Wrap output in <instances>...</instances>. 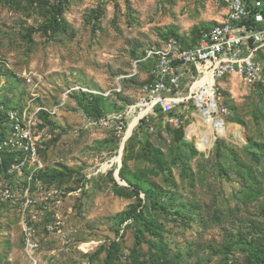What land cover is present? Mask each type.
Here are the masks:
<instances>
[{"label": "rangeland", "instance_id": "obj_1", "mask_svg": "<svg viewBox=\"0 0 264 264\" xmlns=\"http://www.w3.org/2000/svg\"><path fill=\"white\" fill-rule=\"evenodd\" d=\"M226 13L221 0H0V102L33 118L42 171L64 172L35 175L41 201L27 213L38 245H27L16 207L0 264H132L138 230L140 259L264 264V86L219 79L222 124L194 101L169 115L179 126L161 113L139 124L132 108L149 77L146 50L191 46Z\"/></svg>", "mask_w": 264, "mask_h": 264}, {"label": "built area", "instance_id": "obj_2", "mask_svg": "<svg viewBox=\"0 0 264 264\" xmlns=\"http://www.w3.org/2000/svg\"><path fill=\"white\" fill-rule=\"evenodd\" d=\"M221 1L227 8L225 17L203 29L195 44L185 46L179 39H170L163 46L146 50L140 61L151 63L149 77L138 103L132 106L139 113V124L161 113L166 122L177 125L179 119L169 115L190 101L199 108V115L201 110L206 111L204 116L213 118L227 113L215 89L217 81L225 77L240 78L250 86L264 83V64L258 58L264 47V0ZM206 76L214 80L212 95H204L208 82L197 85ZM27 114L0 102L1 125L9 131L8 136L0 137V230L8 215L21 207L26 243L35 248L36 230L28 218L37 215L27 212L41 201L34 197L32 189L34 177L44 163L39 155L35 123ZM215 119L222 124V119ZM37 182V191L43 190V182ZM44 191L47 192L46 187Z\"/></svg>", "mask_w": 264, "mask_h": 264}, {"label": "trees", "instance_id": "obj_3", "mask_svg": "<svg viewBox=\"0 0 264 264\" xmlns=\"http://www.w3.org/2000/svg\"><path fill=\"white\" fill-rule=\"evenodd\" d=\"M53 28H55L54 30H58L59 28H62V23L58 20L54 21L53 23ZM208 28V27H207ZM205 28V29H207ZM201 33V31H200ZM199 33V35H200ZM258 58L260 59V51H259V55H258ZM256 86H264V83H259L257 84ZM2 124V120L0 121V125ZM177 134L179 135V138H182L183 137V131H182V128H179L176 130ZM161 167H162V163H160ZM163 168V167H162ZM164 170V169H163ZM120 175L126 179L125 177V174L123 172V169L120 170ZM37 176L40 178V179H47V178H51V179H56V178H59V177H62L64 176V172L63 171H53L52 174H49L48 172H44L42 170H40V172H38ZM53 182V181H51ZM137 187V185H136ZM153 191L152 192H156V188H153L152 189ZM155 195H157V193H154ZM149 196L151 197V193L149 194ZM155 204H159V206L161 208H165L164 205H162V202H159V200H156L155 201ZM142 211H137L135 210L133 213H132V217H134L135 219H138L140 218V216L142 215L141 213ZM152 230V229H151ZM154 230V229H153ZM153 234L155 236H159V233L157 230H154ZM145 237H143L141 235V231L138 230L136 233H135V243H134V247L132 249V253H131V260H132V264H177V261L176 260H172V259H166L165 257H161L159 254L157 253H154V254H151L150 258L149 259H140L139 256L136 255V248L144 241ZM256 258L259 259L262 263H264V246L262 245V247H259V249L256 250ZM109 260V259H108ZM109 262V261H108Z\"/></svg>", "mask_w": 264, "mask_h": 264}, {"label": "bare ground", "instance_id": "obj_4", "mask_svg": "<svg viewBox=\"0 0 264 264\" xmlns=\"http://www.w3.org/2000/svg\"><path fill=\"white\" fill-rule=\"evenodd\" d=\"M211 81H212V78H211L210 76H206L205 78H203L201 81H199V82L197 83V85H204L206 82L209 83V86L207 87V89H206L204 95H212V94H213V89L211 88V85H213V82H211ZM133 112H134V111H133ZM201 112H202L201 117H202L203 119L206 120V118H207L208 121H211V120H212L211 117H209V116H204V114L206 113L205 110H201ZM205 117H206V118H205ZM214 119H215V118H214ZM213 122H214V121H213ZM210 127H211V125H210ZM212 127H213V126H212ZM212 127H211V129H212ZM202 135H203V134H202ZM209 136H210V135H209ZM206 143H207V134H204V136L202 137V139H200V140L197 142V144H198L199 148L202 149V148L205 147V144H206Z\"/></svg>", "mask_w": 264, "mask_h": 264}, {"label": "water", "instance_id": "obj_5", "mask_svg": "<svg viewBox=\"0 0 264 264\" xmlns=\"http://www.w3.org/2000/svg\"><path fill=\"white\" fill-rule=\"evenodd\" d=\"M123 149H124V146H122V153H123ZM122 153H120V157L122 156ZM121 160V159H120ZM119 170L120 169H118L117 171H116V176L118 177V178H120V176H119Z\"/></svg>", "mask_w": 264, "mask_h": 264}]
</instances>
